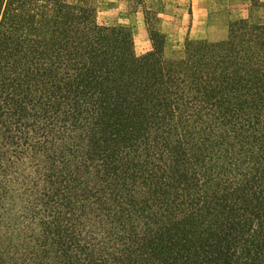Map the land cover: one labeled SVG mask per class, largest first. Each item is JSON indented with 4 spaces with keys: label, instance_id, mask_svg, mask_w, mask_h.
Returning a JSON list of instances; mask_svg holds the SVG:
<instances>
[{
    "label": "trees",
    "instance_id": "1",
    "mask_svg": "<svg viewBox=\"0 0 264 264\" xmlns=\"http://www.w3.org/2000/svg\"><path fill=\"white\" fill-rule=\"evenodd\" d=\"M145 24L0 0V264H264V23Z\"/></svg>",
    "mask_w": 264,
    "mask_h": 264
},
{
    "label": "rangeland",
    "instance_id": "2",
    "mask_svg": "<svg viewBox=\"0 0 264 264\" xmlns=\"http://www.w3.org/2000/svg\"><path fill=\"white\" fill-rule=\"evenodd\" d=\"M95 3L97 18L101 23L125 25L131 28L138 54L151 47L145 24L146 17L151 25L164 33V54L168 58L182 56L186 39H206L195 34L189 35L185 25L168 23L170 20L165 15L167 12L164 10L162 0H95Z\"/></svg>",
    "mask_w": 264,
    "mask_h": 264
},
{
    "label": "crops",
    "instance_id": "3",
    "mask_svg": "<svg viewBox=\"0 0 264 264\" xmlns=\"http://www.w3.org/2000/svg\"><path fill=\"white\" fill-rule=\"evenodd\" d=\"M165 15L189 35L217 41L228 32L231 21L249 17L264 23V0H162ZM198 32V33H197ZM201 32V33H199Z\"/></svg>",
    "mask_w": 264,
    "mask_h": 264
}]
</instances>
